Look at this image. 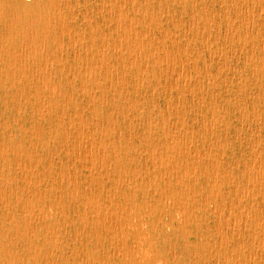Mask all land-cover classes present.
I'll list each match as a JSON object with an SVG mask.
<instances>
[{
    "label": "rangeland",
    "instance_id": "rangeland-1",
    "mask_svg": "<svg viewBox=\"0 0 264 264\" xmlns=\"http://www.w3.org/2000/svg\"><path fill=\"white\" fill-rule=\"evenodd\" d=\"M105 1L0 0V264H264V0Z\"/></svg>",
    "mask_w": 264,
    "mask_h": 264
},
{
    "label": "bare ground",
    "instance_id": "bare-ground-1",
    "mask_svg": "<svg viewBox=\"0 0 264 264\" xmlns=\"http://www.w3.org/2000/svg\"><path fill=\"white\" fill-rule=\"evenodd\" d=\"M59 1V0H58ZM103 1V0H102ZM105 1V0H104ZM107 1V0H106ZM105 1V2H106ZM116 1V4H117V0H114V2ZM126 1V0H125ZM131 1H133V0H131ZM152 1V0H151ZM163 1V0H162ZM173 1V0H172ZM175 1V0H174ZM173 1V2H174ZM214 1V0H213ZM219 1V0H218ZM217 1V2H218ZM239 1V0H238ZM243 1V0H242ZM261 1V0H260ZM94 2V1H93ZM109 2V1H108ZM107 2V3H108ZM140 2V1H139ZM160 2V1H159ZM221 2V1H220ZM229 2V1H228ZM235 3H236V1H234ZM247 2V1H246ZM253 2V1H252ZM264 2V1H263ZM50 3V2H49ZM52 4H53V2H51ZM89 3V2H88ZM95 3V2H94ZM119 3H120V1H119ZM122 3V2H121ZM145 3V2H144ZM191 3V2H190ZM222 3H223V0H222ZM230 3H231V1H230ZM239 3H241V1L239 2ZM251 3V2H250ZM256 3H258V2H256ZM262 3V2H261ZM3 4H4V2H3ZM102 3H100V5H101ZM110 4V3H109ZM108 4V5H109ZM140 4V3H139ZM160 4V3H159ZM158 4V5H159ZM193 4V3H192ZM195 4V3H194ZM193 4V5H194ZM206 4V3H205ZM220 4V3H219ZM218 4V5H219ZM252 4H254V3H252ZM263 4V3H262ZM50 5V4H49ZM61 5V4H60ZM69 5V4H68ZM82 5V4H81ZM86 5V4H85ZM122 5H124V4H122ZM152 5V4H151ZM167 5V4H166ZM164 6V7H167V6ZM203 5V4H202ZM235 5H237V4H235ZM241 5V4H240ZM245 5H247V4H245ZM257 5V4H256ZM46 6V5H45ZM74 6V5H73ZM79 6V5H78ZM116 6H119V5H116ZM125 6V5H124ZM182 6V5H181ZM191 6V5H190ZM195 6V5H194ZM205 6V5H204ZM220 6V5H219ZM250 6V5H249ZM47 7V6H46ZM57 7V6H56ZM61 7V6H60ZM60 7L58 8L59 10H60ZM136 7V6H135ZM140 7V6H139ZM144 7H145V5H144ZM158 7V6H157ZM182 7H184V6H182ZM181 7V8H182ZM203 7V6H202ZM208 7V6H207ZM252 7V6H251ZM250 7V8H251ZM257 7H258V5H257ZM262 7V6H261ZM74 8V7H73ZM84 8H85V6H84ZM90 8V7H89ZM97 8V7H96ZM120 8V7H119ZM146 8V7H145ZM205 8V7H204ZM233 8V7H232ZM232 8H231V10H232ZM58 9H57V11H58ZM91 9V8H90ZM99 9V8H98ZM97 9V10H98ZM113 9V8H112ZM116 9V8H115ZM138 9V8H137ZM159 9L160 8H158V11H159ZM185 9V8H184ZM207 9V8H206ZM227 9V8H226ZM241 9V8H240ZM246 9H248L247 7H246ZM253 9V8H252ZM263 9V8H262ZM117 10V9H116ZM126 10H128L127 8H126ZM140 10H142V9H140ZM244 10V9H243ZM258 10H260V9H257V13H258ZM33 11V10H32ZM56 11V12H57ZM63 11V10H62ZM121 11V10H120ZM137 11H139V10H137ZM151 11V10H150ZM167 11V10H166ZM185 11V10H184ZM212 11V10H211ZM229 11V10H228ZM233 11V10H232ZM235 11V10H234ZM237 11V10H236ZM264 11V10H263ZM59 12V11H58ZM85 12H87V11H85ZM115 12V11H114ZM125 12V11H124ZM124 12H123V14H124ZM128 12V11H127ZM144 12V11H143ZM168 12V11H167ZM166 12V13H167ZM205 12H206V10H205ZM226 12V11H225ZM238 12V11H237ZM236 12V13H237ZM250 12H251V10H250ZM260 12V11H259ZM73 13V12H72ZM79 13H80V11H79ZM121 13V12H120ZM170 13V12H169ZM197 13V12H196ZM195 13V14H196ZM218 13H220V12H218ZM235 13V12H234ZM239 13H241V11L239 12ZM244 13V12H243ZM253 13V12H252ZM256 13V14H257ZM261 13V12H260ZM40 14V13H39ZM84 15V13H81L80 15ZM111 14V13H110ZM110 14H109V16H110ZM117 14H118V12H117ZM140 14H141V11H140ZM162 14V13H161ZM164 14V13H163ZM199 14V13H198ZM204 14V13H203ZM264 14V13H263ZM95 15V14H94ZM150 15V14H149ZM168 15V17H169V14H167ZM211 15V14H210ZM224 15H225V13H224ZM227 15H228V12H227ZM240 15V14H239ZM85 16V15H84ZM109 16L107 17V18H109ZM126 16V15H125ZM124 16V17H125ZM191 16V15H190ZM209 16V15H208ZM220 16V15H219ZM218 16V17H219ZM234 16H236V15H234ZM250 16V15H249ZM257 16V15H256ZM260 16V15H259ZM101 17H102V15H101ZM120 17H122V16H120ZM128 18H129V16H127ZM226 17V16H225ZM241 17V16H240ZM246 17V16H245ZM258 17V16H257ZM256 17V18H257ZM57 18V17H56ZM119 18V17H118ZM139 18V17H138ZM165 18V17H164ZM163 18V19H164ZM173 18H175L174 16H173ZM192 18H193V15H192ZM195 18H196V16H195ZM205 18V17H204ZM208 18V17H207ZM206 18V19H207ZM228 18H229V16H228ZM247 18V17H246ZM246 18H245V20H246ZM250 18H251V16H250ZM260 18V17H259ZM12 19V18H11ZM82 19H83V17H82ZM117 19V18H116ZM144 19V18H143ZM154 19V18H153ZM171 19V18H170ZM191 19V18H190ZM226 19V18H225ZM224 19V20H225ZM34 20H36V19H34ZM39 20V19H38ZM74 20V19H73ZM86 20V19H85ZM111 20V19H110ZM113 20V19H112ZM112 20H111V22H112ZM118 20V19H117ZM127 20V19H126ZM154 20H156V19H154ZM166 20V19H165ZM196 20V19H195ZM199 20V19H198ZM211 20H212V18H211ZM233 20V22H234V20L236 21V19H232ZM240 20V19H239ZM248 20V19H247ZM259 20V19H258ZM11 21V20H10ZM31 21V20H30ZM89 21V20H88ZM87 21V24L89 23ZM116 21V20H115ZM171 21V20H170ZM175 21V20H174ZM178 21V20H177ZM194 21V20H193ZM203 21H204V19H203ZM261 21V20H260ZM25 22V21H24ZM35 22V21H34ZM45 22V21H44ZM94 22V21H93ZM98 22V21H97ZM116 22H118V21H116ZM131 22V21H130ZM159 22V21H158ZM172 22V21H171ZM183 22V21H182ZM189 22V21H188ZM197 22V21H196ZM226 22H228V21H226ZM254 22V21H253ZM99 23H101V22H99ZM113 23V22H112ZM115 23V22H114ZM125 23V22H124ZM124 23H123V25H124ZM138 23V22H137ZM144 23V22H143ZM150 23V22H149ZM193 23V22H192ZM195 23V22H194ZM204 23V22H203ZM207 23V22H206ZM229 23V22H228ZM244 23V22H243ZM248 23V22H247ZM246 23V24H247ZM252 23V22H251ZM262 23H264V22H262ZM261 23V24H262ZM97 24V23H96ZM117 24V23H116ZM119 24V23H118ZM122 24V23H121ZM140 24V23H139ZM145 24V23H144ZM175 24V23H174ZM174 24H173V27H175L174 26ZM196 24V23H195ZM194 24V25H195ZM245 24V25H246ZM62 25V24H61ZM60 25V26H61ZM69 25V24H68ZM90 25V24H89ZM88 25V26H89ZM98 25V24H97ZM135 25V24H134ZM158 25V24H157ZM184 25H185V23H184ZM191 25H193V24H191ZM198 25V24H197ZM210 25V24H209ZM227 25V24H226ZM236 25H237V23H236ZM240 25H241V23H240ZM250 25H252V24H250ZM255 25V24H254ZM116 26V25H115ZM122 26V25H121ZM126 26H127V24L125 25V28H126ZM137 26V25H136ZM181 26H182V23H181ZM204 26V25H203ZM233 26H234V24H233ZM244 26V25H243ZM261 26V25H260ZM264 26V25H263ZM68 27V26H67ZM114 27V26H113ZM117 27V26H116ZM123 27V26H122ZM131 27H133V26H131ZM187 27H189V24H188V26ZM193 27V26H192ZM210 27V26H209ZM214 27V26H213ZM224 27H225V25H224ZM232 27V26H231ZM237 27V26H236ZM70 28V27H69ZM81 28V27H80ZM118 28H120V26L118 27ZM150 28V27H149ZM156 28V27H155ZM158 28H159V26H158ZM157 28V29H158ZM208 28V27H207ZM218 28H219V26H218ZM245 28V27H244ZM256 28V27H255ZM263 28V27H262ZM261 28V29H262ZM62 30L61 31H63V28H61ZM129 31H130V29L129 28H127ZM142 29V28H141ZM160 29V28H159ZM158 29V30H159ZM174 29H176V28H174ZM183 29H184V27H183ZM192 29V28H191ZM198 29V28H197ZM203 29V28H202ZM213 29V28H212ZM215 29V28H214ZM231 29V28H230ZM82 30L83 29H81L80 31L82 32ZM104 30V29H103ZM115 29H113L112 31H114ZM132 30V29H131ZM149 30H152V29H149ZM163 30H165V29H163ZM188 30V29H187ZM204 30H205V27H204ZM203 30V31H204ZM209 30H211V29H209ZM232 30V29H231ZM233 30H235V29H233ZM232 30V31H233ZM246 30V29H245ZM256 30V29H255ZM109 31V30H108ZM107 31V32H108ZM123 31V30H122ZM196 30H194V32H195ZM199 31V30H198ZM225 31H226V29H225ZM237 31V30H236ZM235 31V32H236ZM50 32V31H49ZM74 32H75V30H74ZM92 32V31H91ZM104 32V31H103ZM110 32V31H109ZM124 32V31H123ZM138 32V31H137ZM146 32V31H145ZM170 32V31H169ZM211 32H213V31H211ZM216 32H218L217 30H216ZM220 32V31H219ZM34 33V32H33ZM63 33V32H62ZM76 33V32H75ZM116 33V32H115ZM134 33V32H133ZM148 33H150V32H148ZM160 33V32H159ZM163 33V32H162ZM171 33V32H170ZM175 33V32H174ZM173 33V34H174ZM200 33H201V31H200ZM245 33V32H244ZM9 34V33H8ZM81 34V33H80ZM90 34V33H89ZM104 34V33H103ZM103 34H102V36H103ZM130 34V33H129ZM141 34H143V32H141ZM151 34H152V32H151ZM161 34V33H160ZM176 34V33H175ZM196 34H197V32L195 33V36H196ZM214 34V33H213ZM231 34V33H230ZM229 34V35H230ZM237 35H238V33H236ZM246 34L247 33H245V36H246ZM249 34H252V32L251 33H249ZM248 34V35H249ZM10 35V34H9ZM82 35V34H81ZM84 35V34H83ZM93 35V34H92ZM100 35V34H99ZM124 35V34H123ZM131 35V34H130ZM145 34H143L142 35V37H144L145 38V36H144ZM148 35V34H147ZM146 35V36H147ZM166 35V34H165ZM171 35H172V33H171ZM31 36V35H30ZM49 36H51V35H49ZM102 36H101V38H102ZM107 36V35H106ZM111 36V35H110ZM126 36H129V35H127V33H126ZM168 36V35H167ZM185 36H186V33H185ZM208 36V35H207ZM223 36H224V34H223ZM225 36H226V34H225ZM233 36V35H232ZM251 36V35H250ZM86 37V36H85ZM85 37H84V39H85ZM121 37V36H120ZM135 37H136V35H135ZM169 37H170V35H169ZM175 37V36H174ZM209 37V36H208ZM212 37V36H211ZM219 37V36H218ZM229 37V36H228ZM238 37H240L239 35H238ZM80 38H82V37H80ZM88 38V37H87ZM86 38V39H87ZM118 38V37H117ZM125 38H127V37H125ZM160 38H162V37H160ZM165 38V37H164ZM188 38V37H187ZM187 38H186V40H187ZM196 38V37H195ZM204 38V37H203ZM213 38V37H212ZM225 38V37H224ZM251 38V37H250ZM256 38V37H255ZM40 39V38H39ZM83 38H82V40H84ZM90 39V38H89ZM119 39H121V38H118V42L120 41ZM124 39V38H123ZM129 39V38H128ZM139 39V38H138ZM137 39V40H138ZM146 39V38H145ZM169 39V38H168ZM171 39V38H170ZM177 39H179V38H177ZM183 39H185V37L183 38ZM194 39V38H193ZM211 39V38H210ZM209 38H207V41L209 42V40H210ZM213 39H215V38H213ZM216 39H218V38H216ZM226 39V38H225ZM237 38H235V40H236ZM257 39V38H256ZM77 40H79V39H77ZM81 40V39H80ZM79 40V41H80ZM104 40V39H103ZM106 40V42H107V39H105ZM117 40V39H116ZM125 40V39H124ZM140 40H141V38H140ZM147 40V39H146ZM145 40V41H146ZM165 40V39H164ZM172 40V39H171ZM174 40V39H173ZM176 40V39H175ZM200 40H201V37H200ZM231 40V39H230ZM232 40H234V39H232ZM242 40H243V38H242ZM251 40V39H250ZM23 41V40H22ZM41 41V40H40ZM62 41V40H61ZM74 41V40H73ZM99 41V40H98ZM102 41V40H101ZM125 41H127V40H125ZM162 41H163V39H162ZM179 41V40H178ZM183 41V40H182ZM229 41V40H228ZM238 41H239V38H238ZM245 41V40H244ZM243 41V42H244ZM24 42V41H23ZM83 42V41H82ZM92 42V41H91ZM95 42H96V40H95ZM94 42V43H95ZM132 42V41H131ZM140 42V41H139ZM151 42V41H150ZM170 42V41H169ZM184 42V41H183ZM187 43H188V41H186ZM199 42H201V41H199ZM216 42V41H215ZM252 42V41H251ZM250 42V44H252ZM101 43V42H100ZM112 43V42H111ZM146 43V42H145ZM144 43V44H145ZM149 43V42H148ZM193 43H194V41H193ZM210 43V42H209ZM225 43V42H224ZM82 44H84V43H82ZM97 44V43H96ZM109 44V43H108ZM151 44H152V42H151ZM203 44H204V42H203ZM211 44V43H210ZM238 44H239V42H238ZM99 45V44H98ZM103 45V44H102ZM120 45V44H119ZM143 45V44H142ZM147 45V44H146ZM176 45H178L177 43H176ZM186 45V44H185ZM216 45V44H215ZM92 46V45H91ZM108 46V45H107ZM150 46V45H149ZM166 46V45H165ZM183 46V45H182ZM235 46V45H234ZM237 46H239V45H237ZM243 46V45H242ZM253 46V45H252ZM94 47H95V45H94ZM121 47V46H120ZM137 47V46H136ZM157 47V46H156ZM219 47V46H218ZM217 47V48H218ZM251 47V46H250ZM91 48V47H90ZM102 48H103V46H102ZM113 48V47H112ZM119 48V47H118ZM127 48V47H126ZM134 48V47H133ZM146 48V47H145ZM158 48V47H157ZM171 48V47H170ZM205 48H206V45H205ZM208 48H210V47H208ZM221 48V47H220ZM220 48H219V50H220ZM104 49V48H103ZM106 49V48H105ZM125 49V48H124ZM143 49V48H142ZM158 49H160V48H158ZM162 49V48H161ZM177 49V48H176ZM190 49V48H189ZM203 49V48H202ZM230 49V48H229ZM235 49V48H234ZM75 50V49H74ZM100 50H102V49H100ZM119 50V49H118ZM125 50H127V49H125ZM133 50V49H132ZM146 50V49H145ZM171 50H173V49H171ZM184 50V49H183ZM188 50V49H187ZM195 50V49H194ZM210 50V49H209ZM217 50V49H216ZM225 50V49H224ZM227 50V49H226ZM241 50V49H240ZM96 51V50H95ZM103 51V50H102ZM101 51V52H102ZM147 51V50H146ZM165 51V50H164ZM163 51V52H164ZM193 51V50H192ZM201 51V50H200ZM207 51V50H206ZM234 51V50H233ZM126 52V51H125ZM142 52H144V51H142ZM157 52V51H156ZM158 52H159V50H158ZM161 52V51H160ZM173 52V51H172ZM183 52V51H182ZM209 52V51H208ZM215 52V51H214ZM225 52V51H224ZM254 52V51H253ZM43 53V52H42ZM128 53V52H127ZM166 53V52H165ZM164 53V54H165ZM169 53V52H168ZM179 53V52H178ZM177 53V54H178ZM189 53H191V52H189ZM188 53V54H189ZM204 53V52H203ZM235 53V52H234ZM240 53V52H239ZM90 54V53H89ZM98 54V53H97ZM128 54H131V53H128ZM135 54V53H134ZM140 53H138V55H139ZM147 55H148V53H146ZM150 54V53H149ZM163 54V53H162ZM173 54V53H172ZM171 54V55H172ZM196 54H197V52H196ZM213 54V53H212ZM74 55V54H73ZM86 55V54H85ZM91 55V54H90ZM107 55V54H106ZM143 55H145L144 53H143ZM152 55V54H151ZM169 55V54H168ZM168 55H167V57H168ZM187 55V54H186ZM190 55H192V53L190 54ZM198 55V54H197ZM208 56L210 55V54H207ZM45 56V55H44ZM128 56V55H127ZM130 56V55H129ZM158 56V55H157ZM162 56H164V55H162ZM188 56V55H187ZM201 56V55H200ZM248 56V55H247ZM60 57H61V55H60ZM93 57V56H92ZM91 57V58H92ZM109 57V56H108ZM147 57V56H146ZM150 57H153V56H150ZM164 57H166V55L164 56ZM166 57V58H167ZM202 57H205V56H202ZM257 57V56H256ZM127 58V57H126ZM154 58V57H153ZM166 58H164V59H166ZM172 58H174V56L172 57ZM185 58H187V57H185ZM264 58V57H263ZM99 59V58H98ZM109 59H110V57H109ZM128 59V58H127ZM136 59V58H135ZM168 59H170V58H168ZM168 59H167V61H168ZM188 59H189V57H188ZM209 59H210V57H209ZM250 59V58H249ZM262 59V58H261ZM74 60V59H73ZM82 60V59H81ZM95 60V59H94ZM121 60V59H120ZM143 60V59H142ZM160 60H162L161 58H160ZM180 60H181V58H180ZM179 60V58H178V61L181 63V61ZM185 60V59H184ZM198 60V59H197ZM208 60V59H207ZM231 60V59H230ZM237 60V59H236ZM139 61V60H138ZM153 61V60H152ZM165 61V60H164ZM177 61V62H178ZM206 61V60H205ZM219 61V60H218ZM45 62V61H44ZM92 62V61H91ZM144 62V61H143ZM155 62V61H154ZM166 62V61H165ZM170 62V60L168 61V63ZM172 62V61H171ZM189 62V61H188ZM85 63V62H84ZM113 63V62H112ZM129 63H131V62H129ZM133 63H135V62H133ZM140 63V62H139ZM142 63V62H141ZM159 63V62H158ZM255 63V62H254ZM53 64V63H52ZM96 64V63H95ZM99 64H100V61H99ZM104 64V63H103ZM144 64V63H143ZM142 64V65H143ZM152 64V63H151ZM163 64V63H162ZM161 64V65H162ZM170 65H172V63H169ZM179 64V63H178ZM186 64H187V62H186ZM225 64V63H224ZM87 65V64H86ZM85 65V66H86ZM97 65V64H96ZM125 65V64H124ZM131 65V64H130ZM136 65H137V63H136ZM146 65V64H145ZM153 65H154V63H153ZM159 65V64H158ZM165 65V64H164ZM169 65V66H170ZM182 65V64H181ZM99 66V65H98ZM123 66V65H122ZM126 66V65H125ZM139 66V65H138ZM137 66V67H138ZM186 66H189L188 64L186 65ZM195 66V65H194ZM74 67V66H73ZM105 67H106V65H105ZM116 67V66H115ZM130 67V66H129ZM145 67V66H144ZM165 67H166V65H165ZM168 67V66H167ZM180 67V66H179ZM227 67V66H226ZM254 67V66H253ZM67 68V67H66ZM69 68V67H68ZM89 68V67H88ZM111 68H112V66H111ZM139 68V67H138ZM143 68V67H142ZM171 68V67H170ZM195 68V67H194ZM108 69V68H107ZM121 69H122V67H121ZM147 69H148V67H147ZM171 69H173V68H171ZM175 69V68H174ZM180 69V68H179ZM44 70H46L45 68H44ZM48 70V69H47ZM93 70H94V68H93ZM140 70V69H139ZM166 70V69H165ZM169 70V69H168ZM184 70V69H183ZM35 71V70H34ZM38 71H40V69L38 70ZM79 71V70H78ZM77 71V72H78ZM104 71H105V69H104ZM108 71V70H107ZM121 71V70H120ZM138 71V70H137ZM145 71H146V69H145ZM162 71V70H161ZM170 71V70H169ZM169 71L167 72V74L169 73ZM177 71V70H176ZM179 71V70H178ZM69 72V71H68ZM110 72V71H109ZM122 72V71H121ZM139 72V71H138ZM142 72V71H141ZM147 72H148V70H147ZM146 72V73H147ZM159 72V71H158ZM166 72V71H165ZM180 72V71H179ZM196 72V71H195ZM263 72V71H262ZM82 73H84V74H86L85 72H82ZM114 73H115V69H114ZM123 73V72H122ZM188 73V72H187ZM100 74V73H99ZM110 74V73H109ZM137 74V73H136ZM171 74H172V72H171ZM188 74H190V73H188ZM91 75H92V73H91ZM105 75V74H104ZM111 75V74H110ZM152 75H153V73H152ZM74 76V75H73ZM119 76V75H118ZM149 76V75H148ZM157 76V75H156ZM156 76H154V77H156ZM172 76V75H171ZM189 76V75H188ZM194 76V75H193ZM207 76V75H206ZM110 77V76H109ZM113 77V76H112ZM123 77H124V75H123ZM159 77V76H158ZM158 77H156V78H158ZM175 77V76H174ZM257 77V76H256ZM111 78V77H110ZM120 78V77H119ZM160 78V77H159ZM158 78V79H159ZM164 78V77H163ZM171 78V77H170ZM190 78V77H189ZM88 79V78H87ZM92 79H94V78H92ZM114 79V78H113ZM145 79H146V76H145ZM195 79V78H194ZM203 79V78H202ZM80 80V79H79ZM86 80V79H85ZM110 80V79H109ZM115 80V79H114ZM120 80V79H119ZM118 80V81H119ZM154 80H155V78H154ZM96 81V80H95ZM116 81H117V77H116ZM121 81H124V80H121ZM142 81V80H141ZM147 81H148V78H147ZM175 81V80H174ZM238 81V80H237ZM42 82V81H41ZM138 82L140 83V80H138ZM124 83H125V81H124ZM133 83H134V81H133ZM143 83V82H142ZM210 83H212V82H210ZM225 83V82H224ZM245 83V82H244ZM70 84V83H69ZM99 85H100V83H99ZM118 85V84H117ZM119 85H121V84H119ZM129 85V84H128ZM175 85V84H174ZM125 86V85H124ZM171 86V85H170ZM177 86V85H176ZM101 87V86H100ZM110 87V86H109ZM119 87H121V86H119ZM202 87V86H201ZM53 88V87H52ZM82 88V87H81ZM103 88V87H102ZM127 88V87H126ZM125 88V89H126ZM134 88V87H133ZM139 88V87H138ZM176 88V87H175ZM174 88V89H175ZM86 89V88H85ZM110 89V88H109ZM116 89V88H115ZM135 89V88H134ZM203 89V88H202ZM52 90V89H51ZM54 90H56L55 88H54ZM90 90V89H89ZM118 90V89H117ZM139 90V89H138ZM189 90H190V88H189ZM82 91V90H81ZM125 91V90H124ZM124 91H123V93H124ZM170 91V90H169ZM53 92V91H52ZM120 92V91H119ZM90 93V92H89ZM114 93V92H113ZM133 93V92H132ZM48 94V93H47ZM67 94V93H66ZM153 94V93H152ZM248 94V93H247ZM35 95V94H34ZM43 95V94H42ZM55 95V94H54ZM95 95V94H94ZM117 95H118V93H117ZM44 96V95H43ZM120 96V95H119ZM123 96V95H122ZM177 96V95H176ZM93 97V96H92ZM113 98V97H112ZM123 98V97H122ZM126 98V97H125ZM114 99V98H113ZM215 99V98H214ZM237 99V98H236ZM133 100H135V99H133ZM178 100V99H177ZM126 102H128V101H126ZM140 102V101H139ZM38 103V102H37ZM129 103V102H128ZM166 103V102H165ZM193 103V102H192ZM264 103V102H263ZM152 104V103H151ZM260 105V104H259ZM247 106V105H246ZM51 107V106H50ZM126 107V106H125ZM166 107V106H165ZM217 107V106H216ZM251 107H253V106H251ZM68 108V107H67ZM121 108V107H120ZM119 108V109H120ZM259 108V107H258ZM51 109V108H50ZM114 109H116V108H114ZM127 109V108H126ZM190 110V109H189ZM120 111V110H119ZM150 111V110H149ZM211 111V110H210ZM263 111V110H262ZM168 112V111H167ZM79 113V112H78ZM113 113V112H112ZM212 113V112H211ZM126 114V113H125ZM148 114V113H147ZM159 114V113H158ZM225 114V113H224ZM233 114V113H232ZM250 114H252V113H250ZM61 115V114H60ZM97 115V114H96ZM127 115V114H126ZM229 115V114H228ZM264 116V115H263ZM215 119V118H214ZM147 120V119H146ZM264 120V119H263ZM63 121V120H62ZM133 121V120H132ZM90 122V121H89ZM91 122H92V120H91ZM137 122V121H136ZM147 122V121H146ZM202 122H204V121H202ZM149 123H150V120H149ZM86 124V123H85ZM126 124V123H125ZM153 124H155V123H153ZM168 124V123H167ZM187 124V123H186ZM211 124V123H210ZM74 125V124H73ZM83 125V124H82ZM95 125V124H94ZM175 125V124H174ZM264 125V124H263ZM183 126V125H182ZM211 126V125H210ZM63 127V126H62ZM101 127H102V125H101ZM165 127V126H164ZM175 127V126H174ZM179 127H181V126H179ZM191 130V129H190ZM258 130V129H257ZM64 131V130H63ZM66 131V130H65ZM148 131V130H147ZM72 132V131H71ZM144 132V131H143ZM143 132H142V134H143ZM208 132V131H207ZM85 133H87L86 131H85ZM145 133V132H144ZM72 134V133H71ZM136 134V133H135ZM140 134V133H139ZM225 134V133H224ZM73 135V134H72ZM107 135V134H106ZM171 135V134H170ZM76 136V135H75ZM78 136V135H77ZM139 136V135H138ZM143 136V135H142ZM148 136H149V134H148ZM80 137H81V135H80ZM87 137V136H86ZM100 138V137H99ZM135 138H137V137H135ZM182 138V137H181ZM258 138V137H257ZM81 139H82V137H81ZM80 139V140H81ZM218 139V138H217ZM78 140V139H77ZM100 140V139H99ZM99 140H97V141H99ZM171 140V139H170ZM211 140V139H210ZM87 141H88V139H87ZM258 141V140H257ZM81 142V141H80ZM109 142V141H108ZM82 143V142H81ZM166 143V142H165ZM99 145V144H98ZM101 145V144H100ZM99 145V146H100ZM127 145V144H126ZM219 145V144H218ZM82 146V145H81ZM90 146V145H89ZM175 146V145H174ZM190 146V145H189ZM264 146V145H263ZM72 148V147H71ZM98 148V147H97ZM104 148V147H103ZM84 149V148H83ZM89 149H91V146H90V148ZM176 150V149H175ZM88 151H90V150H88ZM88 151H87V153H88ZM183 151V150H182ZM78 152V151H77ZM94 152H96V151H94ZM118 152V151H117ZM179 152V151H178ZM208 152H210V150L208 151ZM243 152V151H242ZM252 152V151H251ZM68 153V152H67ZM84 153H85V151H84ZM101 153V152H100ZM197 153V152H196ZM89 154H90V152H89ZM99 154V153H98ZM185 154V153H184ZM255 154V153H254ZM82 155H84V154H82ZM91 155V154H90ZM90 155H89V159H91L90 158ZM199 155V154H198ZM88 156V155H87ZM102 156V155H101ZM156 156V155H155ZM158 157V156H157ZM194 157V156H193ZM79 158V157H78ZM85 158V157H84ZM178 158V157H177ZM216 158V157H215ZM250 158V157H249ZM257 158V157H256ZM104 159V158H103ZM115 158H113V160H114ZM168 159V158H167ZM179 159V158H178ZM258 159V158H257ZM19 160V159H18ZM171 160V159H170ZM138 161V160H137ZM178 161H180V160H178ZM251 161V160H250ZM258 161V160H257ZM171 162V161H170ZM255 162V161H254ZM264 162V161H263ZM92 163V162H91ZM175 163V162H174ZM208 163V162H207ZM20 164V163H19ZM109 164V163H108ZM152 164V163H151ZM256 164V163H255ZM93 165V164H92ZM99 164H97V166H98ZM101 165V164H100ZM170 165H171V163H170ZM177 165V164H176ZM180 165H181V163H180ZM104 166H105V164H104ZM178 166V165H177ZM187 166V165H186ZM259 166V165H258ZM91 167V166H90ZM146 167V166H145ZM254 167V166H253ZM256 167V166H255ZM260 167V166H259ZM28 168V167H27ZM101 168V167H100ZM147 168V167H146ZM257 168V167H256ZM158 169V168H157ZM170 169V168H169ZM245 169V168H244ZM123 170V169H122ZM153 170V169H152ZM176 170V169H175ZM260 171V170H259ZM31 172V171H30ZM89 172V171H88ZM109 172V171H108ZM213 173V172H212ZM216 173V172H215ZM259 173V172H258ZM33 174V173H32ZM153 175V174H152ZM259 175V174H258ZM25 176V175H24ZM23 176V177H24ZM194 176V175H193ZM262 176V175H261ZM168 177V176H167ZM180 177V176H179ZM211 177V176H210ZM256 177V176H255ZM258 177V176H257ZM15 179V178H14ZM125 179V178H124ZM133 179V178H132ZM142 179V178H141ZM247 179H248V177H247ZM180 180V179H179ZM10 181V180H9ZM30 181V180H29ZM73 181H74V178H73ZM156 181V180H155ZM259 181V180H258ZM262 181V180H261ZM39 182V181H38ZM64 182V181H63ZM67 181H65V183H66ZM69 182V181H68ZM75 182V181H74ZM149 182V181H148ZM147 182V183H148ZM195 182V181H194ZM127 183H128V181H127ZM126 183V184H127ZM156 184H158V183H156ZM240 184V183H239ZM34 185V184H33ZM151 185V184H150ZM232 185V184H231ZM250 186V185H249ZM260 186V185H259ZM252 187V186H251ZM145 188V187H144ZM38 189V188H37ZM89 189V188H88ZM213 189V188H212ZM4 191V190H3ZM169 193V192H168ZM253 193V192H252ZM170 194V193H169ZM134 195V194H133ZM154 195V194H153ZM243 195V194H242ZM27 196V195H26ZM34 196V195H33ZM86 197V196H85ZM235 197V196H234ZM246 197V196H245ZM251 197V196H250ZM29 198V197H28ZM224 199V198H223ZM173 200V199H172ZM183 200V199H182ZM204 200V199H203ZM3 201V200H2ZM94 201V200H93ZM232 200H230V202H231ZM58 202V201H57ZM4 203H5V201H4ZM44 203V202H43ZM103 203V202H102ZM263 203V202H262ZM105 204V203H104ZM172 204V203H171ZM214 204V203H213ZM77 205V204H76ZM152 205V204H151ZM168 205V204H167ZM234 205V204H233ZM242 205H243V203H242ZM193 206V205H192ZM212 206V205H211ZM252 206V205H251ZM153 207V206H152ZM245 207V206H244ZM99 208V207H98ZM31 209V208H30ZM43 209V208H42ZM103 209H105V208H103ZM217 209H218V207H217ZM250 209V208H249ZM27 210H28V208H27ZM102 210V209H101ZM184 210V209H183ZM194 210V209H193ZM212 210H214V209H212ZM104 212V211H103ZM183 212V211H182ZM218 212V211H217ZM246 212V211H245ZM62 213V212H61ZM117 213V212H116ZM105 214V213H104ZM214 214V213H213ZM220 214V213H219ZM218 214V215H219ZM230 214V213H229ZM228 214V215H229ZM179 215V214H178ZM245 215V214H244ZM39 216V215H38ZM151 216V215H150ZM165 216V215H164ZM85 218V217H84ZM35 219V218H34ZM97 219V218H96ZM129 219V218H128ZM174 219V218H173ZM187 219V218H186ZM242 219V218H241ZM247 219V218H246ZM24 220V219H23ZM119 221V220H118ZM234 221V220H233ZM256 221V220H255ZM111 222V221H110ZM237 222V221H236ZM244 222H245V220H244ZM243 222V223H244ZM179 223H180V221H179ZM183 223H184V221H183ZM190 223V222H189ZM242 223V222H241ZM240 223V224H241ZM251 223V222H250ZM114 224V223H113ZM183 225V224H182ZM196 225H198V224H196ZM201 225V224H200ZM231 225V224H230ZM236 225V224H235ZM216 226V225H215ZM242 226H244L243 224H242ZM169 227V226H168ZM17 228V227H16ZM110 228V227H109ZM175 228V227H174ZM206 228V227H205ZM236 228V227H235ZM207 229V228H206ZM239 229V228H238ZM237 229V230H238ZM209 230V229H208ZM224 230V229H223ZM236 230V229H235ZM246 230V229H245ZM52 231V230H51ZM219 231H221V230H219ZM145 232H147V231H145ZM181 232H182V230H181ZM185 232V231H184ZM238 232V231H237ZM27 233V232H26ZM53 233V232H52ZM241 233V232H240ZM240 233H239V235H240ZM145 234V233H144ZM221 234V233H220ZM226 234V233H225ZM96 235V234H95ZM244 236V235H243ZM227 237V236H226ZM225 237V238H226ZM244 238V237H243ZM230 240V239H229ZM232 240V239H231ZM264 241V240H263ZM220 242V241H219ZM12 244V243H11ZM194 244V243H193ZM221 244V243H220ZM262 244V243H261ZM238 245V244H237ZM2 246V245H1ZM239 247V246H238ZM243 247V246H242ZM122 248V247H121ZM173 248V250H174V246L172 247ZM225 248H227V247H225ZM114 249V248H113ZM127 249V248H126ZM6 250V249H5ZM118 250V249H117ZM116 250V251H117ZM163 250V249H162ZM129 251H131V250H129ZM216 251V250H215ZM220 251V250H219ZM226 251V250H225ZM119 252V251H118ZM125 252V251H124ZM132 252V251H131ZM242 252V251H241ZM120 253V252H119ZM133 253V252H132ZM156 253V252H155ZM173 253V252H172ZM120 254H122V253H120ZM245 254V253H244ZM258 254V253H257ZM133 255V254H132ZM135 255V254H134ZM174 255V254H173ZM230 255H231V253H230ZM123 256V255H122ZM148 256V255H147ZM150 256V255H149ZM175 256V255H174ZM32 258V257H31ZM216 258V257H215ZM97 259V258H96ZM236 259V258H235ZM238 259V258H237ZM249 259V258H248ZM52 262V261H51ZM50 262V263H51ZM115 262V261H114ZM159 264V263H158ZM245 264V263H244Z\"/></svg>",
    "mask_w": 264,
    "mask_h": 264
}]
</instances>
